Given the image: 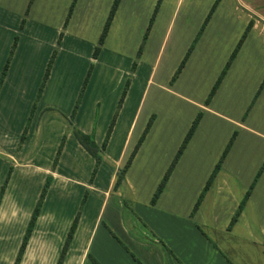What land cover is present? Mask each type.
<instances>
[{
  "label": "crops",
  "instance_id": "crops-1",
  "mask_svg": "<svg viewBox=\"0 0 264 264\" xmlns=\"http://www.w3.org/2000/svg\"><path fill=\"white\" fill-rule=\"evenodd\" d=\"M72 1L59 0V10L55 12L51 10L55 0H0V73L17 36L0 87V187L12 166L0 201V264H15L26 226L47 176H51V181L18 264L57 263L85 192V203L61 264H264V166L258 173L264 161V112L258 118V113L264 110V0L160 1L150 32L161 26L162 15L169 16L166 33L177 16L196 17L185 43L186 52L191 46L192 49L180 72L175 79L171 76L170 85L157 83L158 91L165 88L164 92L174 99L168 120H162L164 114L157 109L143 110L147 87L156 75L154 65L149 67L146 63L151 35L145 40L140 55L136 53L137 60L131 53L121 52L112 41L118 32L138 23L137 46L147 23L145 18L135 17V7L143 6V12L147 14L154 11L157 0H119L96 58L92 53L114 0H75L68 15ZM214 3L215 7L206 19ZM250 22L239 50L213 96L206 102ZM90 23L100 31L89 38L84 33ZM53 51L49 75L35 101ZM76 56L81 60L80 77L68 103V112L61 110L56 102L47 100V94L56 73H61L59 82L64 85L69 60ZM206 58H210L211 65L205 68L210 81L197 95L195 89L192 90V95L181 86L182 79L193 66H202ZM133 61H136L134 70L131 69ZM156 62L157 59L154 64ZM91 63L89 79L72 114L73 102ZM103 65L118 75L119 89L110 100L106 121L104 119L101 127L107 93L93 91L97 89ZM142 69H146L145 72ZM243 78L250 79L248 97L238 109L230 110L239 111L249 104V111L245 118H236L224 112L226 106L220 101L223 92L236 89ZM127 80L128 89L107 142L102 146ZM241 87L244 88V84ZM19 97L23 100H18L19 107L14 109ZM179 100L193 110V119L197 113H201V117L160 195L151 203L157 185L193 120L190 117L187 122H179L178 116L173 114L178 110ZM34 101L36 105L25 139L18 148ZM12 110L14 113L18 110L20 114L16 115ZM51 116L61 120L51 136H56L55 151L62 135L66 134L53 168L52 154H42L40 159H35L31 151L28 154L33 142L44 144L48 140L44 126ZM151 117V125L124 180L116 186L118 169L127 161ZM71 123L85 133L92 132L102 149L103 160L91 181L94 158L70 133ZM234 131L237 135L230 150L192 213L198 195ZM253 143L263 146L262 150L255 152ZM68 151L72 161L82 163L84 160L86 175L78 176L76 171L64 166ZM252 183L243 209L230 225ZM123 194L131 199L137 212L131 213L128 222L142 225L137 235L125 225ZM145 225L151 230L143 228Z\"/></svg>",
  "mask_w": 264,
  "mask_h": 264
},
{
  "label": "rangeland",
  "instance_id": "rangeland-1",
  "mask_svg": "<svg viewBox=\"0 0 264 264\" xmlns=\"http://www.w3.org/2000/svg\"><path fill=\"white\" fill-rule=\"evenodd\" d=\"M51 10H55V12H58L59 0H55V3L52 4ZM135 12L136 13L134 15L136 18L143 19V20L145 18L146 23H147L145 28H143L144 32L143 31L141 32L140 41H139L138 45L136 46L137 37H138V33H139V29H138L139 24L138 23H134L131 27L125 28V29L121 30L120 32H118L119 34L117 35L116 39L112 38V41L115 42L117 48L119 47L121 52H123L124 54L131 53L132 57L134 58L136 56V53L139 51V47H140L142 40H143L142 37L146 34V38H145V40H146V39H148V35L149 34L151 35L152 44H151L149 51H148V54H147L146 63L149 64V67H150V65H154V72L156 73V75L154 77V81L151 83V85H149L147 87L148 93H147V97H146V100L144 103L143 110H145L147 108L148 109H150V108L157 109V111H160L165 116V117L163 116L162 120H165V119L168 120V119H170V116H171L170 107H171V104L174 102L173 101L174 99L172 100V98L170 96H168L166 92H164V91H166L165 88H163L164 91H158L157 90V88H158L157 83H165L166 85L167 84L170 85L169 80H170L171 76L173 77L176 68H178V66H179L180 60L183 58V56L186 52L185 43H186V40L188 39V36H190V32L192 31V26H193V23H194V20L196 19V17L193 15L177 16L176 20L174 21V24H172L170 26L168 32L166 33L167 26L169 25V23H168L169 22V16L162 15L164 17V19L161 21L162 22L161 26L158 27L157 30L154 31V29H153L150 32L149 24L150 25L152 24L154 17L156 15V14L153 15L154 11H152V12L149 11V12H147V14H144L143 6L139 7V5H137L135 7ZM162 16H161V18H162ZM151 19H152V21L150 23ZM99 31L100 30H98L97 26H95L94 23H90V24H88V27L85 30L84 34L90 38L92 36L94 37L96 35V33H98ZM164 39H165V42L162 43V41ZM182 51H184V52H182ZM155 59H157V62L154 64ZM109 60H110V57L108 59H106V61H109ZM136 60H137V58H136ZM80 64H81L80 56L71 57L69 60L68 70L66 71V73L64 75V85H61V83L59 82V79H60L59 76L61 77V73L58 72V73H56L55 78L53 79V81L49 87V91L47 94V100L53 101L54 103L56 102L57 106L61 110L62 109H64V110L67 109V111L69 110V104L68 103L71 100V96L73 94V91H75V89H76V84H77L79 77H80V71H79ZM122 65H124V63H122ZM210 65H211L210 64V58H206V59H204L202 66H193L192 70L190 72H188L187 75H185L184 78L182 79V85L181 86H183L184 88H187L188 93H190L192 95H193L192 90L195 89V92L197 95L198 92L200 90L204 89V87L210 81V76L205 71V68H209ZM149 67H148V69H149ZM142 70H143L142 72H145L146 69L145 70L142 69ZM34 72H35V70H34ZM100 72H102V73L100 74L99 79L97 80V89L94 90L93 93H96V94H100L102 92L107 93V95L104 96V97H106V99L104 100L105 109L103 112L102 122H101V127H103L102 124L104 123V119L106 121V117H107L106 111L109 107L110 100H111V98H113L115 96V93H116V91H118L119 87L116 84L118 75H116L114 73V71L109 70L107 66L103 65ZM247 72H249V69ZM242 84H244V86H245L244 88L241 87ZM250 84H251L250 79L243 78L240 80V84L237 86L236 89L227 90L226 92H223L224 94H222V96H221L222 100L220 101V103L222 102L226 106L225 108L227 111H224L225 113H228L230 116H234L236 118H241L240 116H242V118L246 117V113L249 111V108H248L249 104H246L244 106V109L239 110V111L230 110V108L238 109L239 105L243 104L246 101L248 94H249ZM262 84H263V82H262ZM136 89H138V87H136ZM253 95H252V97H253ZM252 97H251V99H252ZM251 99H249V100L251 101ZM18 100H23V99H21V97H19V99H17L16 104L13 107L14 109H17L19 107ZM74 102H73V105H74ZM177 103H178V105H176V106H177L178 110L174 111L173 114L178 116L179 122H182V121L187 122V120L190 117H191L190 120H192L194 117V113H192L193 110L190 108V106L188 104H186L185 102L180 101V100L177 101ZM71 104H72V102H71ZM162 110H166L169 112H166V111L163 112ZM228 110H230V111H228ZM68 112H70V110ZM263 112H264V110L260 111L258 113V118L260 115L263 114ZM12 113H14L13 110H12ZM17 113H18V110H16V112L14 114L17 115ZM18 114H20V113H18ZM195 114H196V111H195ZM50 120H46L45 126H44L47 129V134L49 136V137H47L48 140L46 142H44V144L39 143V142H38V144H36V142H33L31 144V148H29L28 154H30V151H31L33 153V157L35 159L42 158V154H50V155L52 154V158L55 156V153H56L55 149L57 147V144H55L56 136H53V137H51V136H52V131L57 126L58 127L60 126L61 120L57 116H51ZM192 121L190 123V126L192 124ZM47 123H48V125H47ZM190 126L188 127V130H189ZM221 130H223V129L221 128ZM187 131H186V133H187ZM186 133H185V135H186ZM233 134L235 136L233 138V141H232L228 151L230 150V148L234 142V139L236 138V135H237L236 131H234L232 133V135ZM185 135H184V137H185ZM232 135L230 136V138L232 137ZM184 137H183V139H184ZM230 138H229V140H230ZM181 143H182V141H181ZM227 143H226V145H227ZM226 145H225V147H226ZM253 146H255V148H254L255 152L259 151L260 149L262 150V147H263V146H260V144H256V143H253ZM222 152H221V154H222ZM227 153H226V155H227ZM66 154H67V156H65V159L63 161L64 166L67 167L72 172L76 171V173H78V176L86 175V167H85L86 163H84V160H81L82 163H79L78 161L75 162L74 160L72 161L70 159V151H68ZM174 156H173V158H174ZM173 158H172V160H173ZM223 161H224V159H223ZM78 165H79V170L77 169ZM221 165H222V163H221ZM263 166H264V161L261 164V167H260V170L258 171V173H260ZM112 199H113V197L111 198V200ZM122 200L125 203L123 206V217L125 220V225L128 226L127 228L129 230H131L132 233L137 235L141 232L142 225L138 222H137V224L128 222V220L131 219L133 212L135 211L134 207L132 206V203H130L131 199L128 198L125 194H123ZM135 213H137V212L135 211ZM104 225H105V222L102 223V227H104ZM143 228H145L147 230H151L148 225H145Z\"/></svg>",
  "mask_w": 264,
  "mask_h": 264
},
{
  "label": "trees",
  "instance_id": "trees-1",
  "mask_svg": "<svg viewBox=\"0 0 264 264\" xmlns=\"http://www.w3.org/2000/svg\"><path fill=\"white\" fill-rule=\"evenodd\" d=\"M74 1L75 0L72 1V4H71V7L69 9L68 15L70 14V12L72 10V5H73ZM160 1L161 0H157L156 5H155V8H154L153 15L156 14V11H157V8H158V5H159ZM118 2H119V0H114L112 6L110 8V11L108 13L106 22H105V24L103 26V29H102V31L100 33V36L98 38L97 45L95 46V48L93 50V53H92V57L93 58H96L97 55L100 52L101 45L104 42V39H105V37L107 35L108 29L110 27V24H111L112 18L114 16L116 7L118 5ZM214 7H215V3L212 6V8L210 10V13L206 17V19L210 16V14L212 13ZM151 21H152V19L150 20V23H151ZM149 26H150V24H149ZM250 26H251V22L248 24V26L246 27L245 31L241 35V37L238 40L235 48L232 51L230 57L228 58V61H227L226 65H225L224 69L222 70V72L220 73L219 77L217 78V80L215 81L214 85L212 86V88H211V90L209 92V95H208V97L206 99V102H208L211 99V97L213 96V94H214L216 88L218 87V85H219V83H220V81H221V79H222V77H223L226 69L228 68V66L230 65L231 61L235 57L237 51L239 50V48H240V46H241V44H242V42H243V40H244V38H245L248 30L250 29ZM145 38H146V34L143 36L142 43H141V45L139 47V51L137 53L138 56L140 55L141 50L143 48V45H144V42H145ZM16 41H17V36H15V38H14V41H13V44H12L11 49L9 51L8 57L6 58L5 63L3 65V68L1 70V73H0V87H1V84H2L3 79L5 77L6 71L8 69V65H9L10 58H11V55L13 53L14 47L16 45ZM191 49H192V46L187 50V52L184 55V57H183L180 65L176 69V71H175L172 79H175L177 77V75L180 72V70H181V68H182V66H183V64H184V62H185V60H186V58H187V56H188V54H189V52H190ZM54 55H55V51L52 52V55H51V57H50V59H49V61L47 63V66L45 68V72H44L42 81H41V83L39 85V88L37 90V94H36V97H35V101H37L39 99V97H40V95L42 93L43 87L45 85V81H46V79H47V77L49 75L50 69H51V65H52V62H53ZM92 66L93 65L91 63L89 65L88 70H87L86 76H85V78L83 80V84H82L81 89L79 91L78 97H77V99L75 101V104H74V107H73V110H72V114L76 111V109H77V107L79 105L81 96H82V94L84 92L86 83H87V81L89 79V75L91 73ZM135 67H136V61H133L132 62V65H131V69L134 70ZM128 86H129V80H127L125 82V84H124V87H123L121 96H120L119 101H118L117 108H116V110L114 112V115H113V117L111 119V122H110V124L108 126V129L106 131L105 139L103 140L102 146H104L106 144V142H107V139H108V137L110 135V132L112 130V127L114 125L115 119L117 117L118 110H119V108H120V106L122 104V101H123L124 96L126 94V91L128 89ZM35 101H34V103L32 105L31 110H30V113H29V117L27 119V122H26V124H25V126L23 128V131H22L21 135H20V138H19V141H18V148L21 146L22 142L25 139L26 132H27V128H28V124H29V122L31 120V117L33 115L34 108H35V105H36ZM200 117H201V114L198 113L196 115V117L194 118V120L192 121V124H191L189 130L187 131L184 139L182 140V143L180 144V146H179V148H178V150H177V152H176L173 160L169 164L166 172L164 173V175H163L162 179L160 180L159 184L157 185V187H156V189H155V191H154V193L152 195L151 203H154L155 202V200L157 199V197L160 195L162 189L164 188V185H165V183H166V181H167V179H168V177H169V175H170V173H171L174 165L178 161V158L180 157L182 151L184 150V148L186 147V145H187L188 141L190 140L192 134L194 133L195 128H196V126H197V124H198V122L200 120ZM151 122H152V117L148 121V123H147V125H146V127H145V129L143 131V133L141 134V136H140V138L138 140V143L135 145V147L132 150L129 158L127 159V161L125 162V164L121 168L118 169V171L116 173V175H117L116 184H115L116 186L119 185L124 180L125 172L127 171V169L129 167V165H130V163H131V161H132V159H133L136 151L138 150V147L140 146L142 140L144 139V137H145V135H146V133H147L150 125H151ZM68 129H69L70 133L75 137V139L79 142V144L94 158V165H93V168L91 170V174L89 176V180L91 181L93 179V177H94L97 169H98L99 164L103 160V152H102V149L95 142L94 136H93V133L92 132L91 133H85L82 130H80L79 128H77L76 126H74L72 123H71V125H70V127ZM234 136L235 135L233 134L232 137L230 138V140L228 141L226 147L224 148L222 154L220 155V158L216 162V164H215V166H214L211 174L209 175L208 179L206 180V182H205V184H204V186H203L200 194L197 197V200L195 201V204H194L193 209H192V213L198 208V206H199L202 198L204 197L206 191L210 187V185H211V183L213 181V178L215 177L216 173L220 169L221 163H222V161H223L226 153L228 152V149H229V147H230V145H231V143L233 141ZM65 139H66V134H63L62 137H61V140L59 142L58 148L56 150L55 156L53 158V161H52V168L55 167V165H56V163L58 161V158H59V155H60V152H61V149L63 147V144H64ZM11 171H12V166H9V168L7 170V173H6V176H5V178L3 180V183H2V185L0 187V201H1L2 195L4 193V190L6 188V185L8 183V180H9V177H10V174H11ZM50 181H51V176H47L46 177V180H45V183H44V185H43V187H42V189L40 191L39 197H38V199L36 201V204H35V206L33 208V211H32V214L30 216V219L28 221V224L26 226V229H25V232H24V235H23V238H22V242L20 244V247L18 249L16 258H15V264H18L20 262L21 258H22V255H23V252L25 250L26 244H27L28 239H29V237L31 235V232L33 230V227H34V224H35L36 219L38 217V214L40 212V208H41V205H42V202H43V199L45 197V193L47 191V188L49 186ZM252 185H253V183L251 184V186L249 187V189L243 195V197H242V199H241V201H240V203H239L236 211L234 212V214H233V216H232V218L230 220V225L235 222L237 216L240 214L241 210L243 209V207L245 205V202H246V200H247V198H248V196L250 194V190L252 188ZM86 194H87V192L84 193V195H83V197L81 199V202H80V207H79V209H78V211H77L75 217L73 218V221H72V223H71V225L69 227V230L67 232L66 238L64 240V243H63V246H62V249L60 251V254H59V257H58V260H57V263L56 264H61L62 261H63V259H64V256L66 254L68 245H69V243H70V241L72 239V236L74 234V231L76 229V226H77V223H78V219H79V216L81 214L82 207H83V205L85 203Z\"/></svg>",
  "mask_w": 264,
  "mask_h": 264
}]
</instances>
